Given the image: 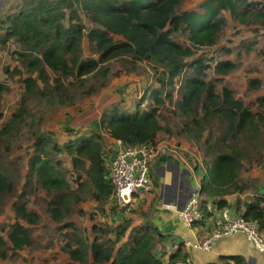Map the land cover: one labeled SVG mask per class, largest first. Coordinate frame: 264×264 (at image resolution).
Here are the masks:
<instances>
[{
    "label": "trees",
    "instance_id": "trees-1",
    "mask_svg": "<svg viewBox=\"0 0 264 264\" xmlns=\"http://www.w3.org/2000/svg\"><path fill=\"white\" fill-rule=\"evenodd\" d=\"M184 1L0 0V45L5 46L11 41L18 44L19 50L14 54L23 68V72L19 68L14 74L9 68L5 72L11 77L22 75L25 87L21 106L0 130V137L9 134L14 127L17 132L22 128L27 130L28 119L35 118L30 111L31 99L46 94L65 103L72 87L83 84L84 77L97 71L107 76L108 68L101 65L117 58L126 59L132 70L140 64H148L159 86L139 99L134 112L121 111L114 105L101 113L97 129L82 131V128L70 127L66 130L68 140L63 144L56 141L50 131L37 128L27 131L35 139L34 152L28 160L23 191L13 204L16 222L11 226L8 239L0 234V261L18 256L34 244L32 231L26 224L37 225L41 217L28 209L24 199L34 193L37 186L56 194L57 199L50 206L56 219H60L62 211L67 209L69 195L65 191L72 190V173L78 179L85 177L83 185L94 188L96 199L115 200L104 143L111 139L122 146H156L159 134L164 131L160 111L167 100L171 102L174 97L173 92L167 90H174L178 83V110L192 119L195 126L192 129L198 130L209 120H217L226 127L219 141L224 144L228 138L236 142L238 135L258 131L259 124L264 122V111L263 114L253 113L227 87L218 92L215 82L220 79L206 81L211 64L203 56L194 57L196 50L217 45L219 36L228 25L227 13L244 25H257L259 21L264 25V0H203L188 10L182 9ZM178 35H185L191 45L179 42ZM85 39L89 43L90 57L83 54ZM237 68L232 61H220L216 63L215 71L227 76ZM70 79L73 82H69ZM259 85L258 79L249 81L250 88ZM105 86L104 82L100 89ZM8 90L7 83L0 82V99ZM147 99L152 103L149 109H143ZM257 101L258 107L264 110V97ZM200 110L204 116L198 120ZM185 124L191 128V123ZM99 130L105 131L108 138ZM219 142L213 146L208 144L212 160L204 162L206 173L200 181L203 220L196 222L195 227L203 226L213 217L214 210H209L210 206L213 209L229 208L227 197L242 194L247 187L240 175L244 168L243 153L235 146H219ZM60 154L70 158L71 168L66 167ZM198 168L196 166L195 171ZM6 172L4 168L0 169V195L15 191L14 182ZM116 206L121 216L130 208L121 207L117 202ZM235 207L242 218L256 222L264 233V193H257L251 201L243 204L238 199ZM132 225V219L124 217L113 228L94 227L95 236L90 240L77 233L74 224H68L66 227L74 232L65 234L69 241L64 250L73 262L82 264L89 260L93 264H164L165 258L167 264H174L190 257L184 250V241L170 254H156L155 250L167 235L151 222L137 227ZM207 264L250 263L243 256L232 255L221 256L218 263Z\"/></svg>",
    "mask_w": 264,
    "mask_h": 264
},
{
    "label": "rangeland",
    "instance_id": "rangeland-1",
    "mask_svg": "<svg viewBox=\"0 0 264 264\" xmlns=\"http://www.w3.org/2000/svg\"><path fill=\"white\" fill-rule=\"evenodd\" d=\"M202 1L185 0L182 9H192ZM226 16L228 25L219 36L217 45L196 50L194 58L203 56L207 59L208 64H211L212 68L207 71L206 81L212 82L220 79V81L215 82L218 92L227 87L232 90L234 97L243 101L253 113L263 114L264 110L258 107L257 99L264 97V25H261V21L257 25H244L233 20L229 13ZM84 19L90 26L88 20L85 17ZM177 40L186 46L191 45L185 35H178ZM252 42L254 43L251 44ZM18 50L19 46L14 41L5 46L0 45V82H6L9 87V90L0 99V130L21 106L25 92L22 82L23 76L15 74L11 77L10 75V73H15L16 68L23 72V68L20 67L14 54ZM83 54L84 57L91 56L89 43L86 39L83 43ZM220 61H232L238 65V68L227 76L219 75L215 71V66ZM127 62L126 59L117 58L101 65L108 68V75L105 76L97 71L84 77L83 84L72 87L69 99L65 103H60L58 97L53 98L46 94L33 97L34 99L30 100L29 105L35 118L28 119L27 130L22 128L20 132H17L13 130L14 127L9 134L6 133L0 137V169L4 168V172L7 171L6 173L11 176L15 185L14 192L0 195V234L5 239H8L11 226L16 222L13 204L18 201L19 195L23 191L28 172V160L34 152L35 139L27 131L36 128L39 131L52 130L50 132L53 138L63 144L68 140L66 130L70 127L91 126L93 129H97L96 126H92L94 122L90 124L89 115H93L92 113L98 109V104L104 98H107V101L102 108L117 104L121 111L134 112L139 99L159 86L155 83L152 70L148 64H140L132 70ZM6 68H9V74L5 72ZM188 73H185L184 76ZM50 74L52 75V73ZM251 79L260 80L258 88H250L249 81ZM69 82H73V79H70ZM104 82L106 86L100 89ZM76 84L78 83L74 85ZM179 88L180 83L176 85L174 90L170 88L167 90L173 92L174 97L171 102L167 100L166 105L160 111V122L164 131L159 134L157 145L159 146L161 143L170 144L172 148H169L173 151L170 150V152L165 147L163 150L171 155L175 154L173 156L178 159L182 158V155L194 170L198 166L201 171L198 175L203 176L204 171H206L204 162L212 160L208 144L213 146L214 143L219 142L226 131V127L217 120H209L200 129H192L195 128L191 122L192 119L185 117L178 110ZM92 91L96 92L87 95ZM73 100L74 103L72 104ZM151 103V100L147 99L142 108L149 109ZM103 111L105 110L103 109ZM87 113L89 115H84ZM82 115L84 116L81 117ZM203 116L202 110L198 111V120ZM186 122L191 123L190 129L185 126ZM31 123L33 124L32 127H28ZM82 131L86 130L83 129ZM103 134L108 138L105 131ZM198 137L201 139L199 140ZM207 140L209 142H206ZM233 140L228 138V142L225 144L219 142V146H235L244 155V168L240 175L242 183L247 186L246 190L242 194L229 197L234 204L238 199L243 204L251 201L254 194L264 193V122L259 124L256 133L238 135L236 142ZM111 141L109 139L104 143L108 165L115 155L113 153L115 148L112 147ZM160 153L159 151V155ZM59 157L63 159L67 168H71V160L68 156L60 154ZM153 167L154 164L152 171ZM70 177L72 190L65 191L69 195L68 206L66 210L62 211L60 219L53 217L50 211L51 203L57 199L56 194L47 193L41 186H37L34 193L25 197L24 200L28 203V209L37 212L41 217L37 225L29 226L26 224L32 231L34 244L32 247L25 248L18 256L0 261V264H82L73 262L64 250L66 242L69 241L65 234L74 232L72 228L66 227L68 224H74L75 229H77L76 232L90 240L95 236L94 227L107 230L120 224L124 217L128 219L133 217L135 225L138 224L139 218L132 215L133 211L130 208V211L126 209L127 211L123 212L121 216L115 200L111 198L104 201L94 197V188L83 185L85 177L78 179L73 173ZM173 187L174 182H171V185L164 184L163 190L173 189ZM110 238H113V235ZM83 264L93 263L92 260H89Z\"/></svg>",
    "mask_w": 264,
    "mask_h": 264
},
{
    "label": "crops",
    "instance_id": "crops-1",
    "mask_svg": "<svg viewBox=\"0 0 264 264\" xmlns=\"http://www.w3.org/2000/svg\"><path fill=\"white\" fill-rule=\"evenodd\" d=\"M106 101L107 98H104L98 104V109L96 110L98 112L94 111L92 113L93 115H89L88 113L84 114L89 115V119H91L90 124L94 122L92 126H96L98 128L100 115L103 112V109L105 110L117 105L114 104L112 106L102 108ZM82 129L91 130L93 127L85 126ZM99 131L101 132V130ZM157 143H159V141H157ZM111 144L112 147L115 148V150L113 149V153L116 155L121 150L122 144L114 140L111 141ZM170 146L171 145L167 143L159 144V150L161 153L159 158H156L151 164L153 190L138 204L130 207L133 211L132 215H136L139 218L138 224L135 225L133 217H130L133 221V227L145 225L147 222H151L152 226L157 228L162 234L167 235L164 242H162L155 250L156 254L160 256H162L164 252L168 254L173 252L181 241H195V238H205L210 234L213 224L212 219H209L204 222L203 226L189 228L183 222L182 212L187 201L191 197L199 195L200 181L203 176L198 175L199 172H201L199 168L195 171L191 165L184 160L182 155V158H179V160L176 156H173L175 154L171 155L166 152V150H163L165 147L168 148L169 151H173V149H170L172 148ZM153 164L154 167L152 171ZM205 173L206 171H204V174ZM171 182H174L173 189H166L164 191L163 185H171ZM256 194H254V196ZM227 199L231 205L227 208L230 211L231 216L239 217L240 214L237 213V209L235 207L236 204H234L229 197H227ZM209 210H214L215 213V211H219L221 209H213L212 206H210ZM168 248H170V250H168ZM188 253L194 264L218 263L221 256L232 255L243 256L250 264H264V253H260L255 246L241 234L213 242L210 252L204 253L190 250ZM164 264H167L166 258L164 260Z\"/></svg>",
    "mask_w": 264,
    "mask_h": 264
},
{
    "label": "built area",
    "instance_id": "built-area-1",
    "mask_svg": "<svg viewBox=\"0 0 264 264\" xmlns=\"http://www.w3.org/2000/svg\"><path fill=\"white\" fill-rule=\"evenodd\" d=\"M158 145L144 144L141 146H122L121 150L111 160L109 165L110 178L115 187V201L121 207H131L138 204L153 190L151 179V164L159 155ZM203 198L199 195L191 197L182 212V219L189 228L203 220ZM212 219V230L203 239L186 241V252L195 250L210 252L213 242L230 238L235 235L245 236L260 252L264 253V233L258 224L241 216L233 217L225 208L215 211ZM174 264H194L191 257Z\"/></svg>",
    "mask_w": 264,
    "mask_h": 264
}]
</instances>
